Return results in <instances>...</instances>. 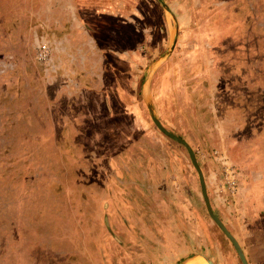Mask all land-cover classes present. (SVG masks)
<instances>
[{
	"label": "rangeland",
	"instance_id": "374dc122",
	"mask_svg": "<svg viewBox=\"0 0 264 264\" xmlns=\"http://www.w3.org/2000/svg\"><path fill=\"white\" fill-rule=\"evenodd\" d=\"M21 1L0 0V264H241L146 104L225 228L264 226L247 168L264 165V0L85 3L93 52L70 86L62 64L41 79L30 34L3 40Z\"/></svg>",
	"mask_w": 264,
	"mask_h": 264
},
{
	"label": "crops",
	"instance_id": "0c3cea01",
	"mask_svg": "<svg viewBox=\"0 0 264 264\" xmlns=\"http://www.w3.org/2000/svg\"><path fill=\"white\" fill-rule=\"evenodd\" d=\"M38 1V4L35 0L21 1L23 11L27 13V22L23 20L25 23L23 25L17 22H11L10 26L8 24H1L3 40L5 41L6 39V42H10L11 45L12 40L15 38L14 40L16 44L18 36H21L23 33L24 35L22 36L24 37L26 34H30L29 38L32 46H30L32 48L30 49L34 52V59L35 50L39 43H45L48 48L47 58L44 61H38V64L41 65V79L47 83L49 78H53L54 75H58L59 68L62 64V66H67V70L64 69L60 75L66 77V80L64 81H67L68 84L64 83V86H70L74 83L73 76L76 73L73 66H76L78 63L80 65V62L88 65L87 62L91 59L93 51H91V48L88 47L90 37L88 31L84 29L83 24L85 23L83 22V12L81 11L82 6L85 3H90L95 0ZM205 1V6L207 7L208 0H203V4ZM242 2L245 3L246 1L242 0ZM39 3L41 4V9L37 10L35 8L40 5ZM113 6H116V4ZM238 24H235L234 27L238 28ZM85 27L86 29L88 28V26ZM248 124V129H252V124ZM250 129L249 132L252 134ZM254 133L255 131L253 134ZM239 155L241 156L240 153ZM253 156L254 154L252 153L247 168L251 173H254L251 185L253 189L252 195L254 196L253 198H255V208L262 210L263 212L264 165L255 164ZM251 163H253V167ZM262 218L264 224V215ZM258 220L260 219L253 216L255 226L241 228L239 231L231 230V234L237 240V243L239 244L248 264H264V226H260ZM189 260L194 264H206V261L201 256L192 257ZM200 260L203 261L200 262ZM210 261L213 263V260Z\"/></svg>",
	"mask_w": 264,
	"mask_h": 264
},
{
	"label": "water",
	"instance_id": "95a60500",
	"mask_svg": "<svg viewBox=\"0 0 264 264\" xmlns=\"http://www.w3.org/2000/svg\"><path fill=\"white\" fill-rule=\"evenodd\" d=\"M164 9L168 12H170L169 8L162 4ZM174 43V40L172 41V44ZM146 108L148 110V113H149V117L152 121V123L154 124V126L163 134L165 135L166 137L170 138L171 140L181 144L186 152H187V155H188V159L192 165V167L194 168L196 174H197V178H198V183H199V189H200V195L202 197V200H203V203H204V207H205V210L208 214V216L210 217V219L213 221V223L218 227V229L222 232V234L228 239V241L230 242V244L232 245L233 249L235 250L236 252V255L240 261L241 264H248L243 253H242V250L239 246V244L237 243V241L235 240V238L233 237V235L225 228V226L223 225V223L220 221V219L213 213L211 207H210V204H209V201H208V197H207V194H206V189H205V184H204V180H203V177H202V173H201V170L196 162V159H195V156H194V153L192 151V149L190 148V146L183 140L181 139L179 136L175 135L174 133L168 131L167 129H165L163 127V125L159 122V120L155 117V115L153 114V109H152V106L150 103H147L146 104ZM106 217H104V222H105V225L107 226V222H106ZM108 227V226H107ZM193 256H196V255H192V256H189L187 257V259L189 260L190 258H192ZM205 261H206V264H213L208 258L204 257V256H201Z\"/></svg>",
	"mask_w": 264,
	"mask_h": 264
},
{
	"label": "built area",
	"instance_id": "2783aa9c",
	"mask_svg": "<svg viewBox=\"0 0 264 264\" xmlns=\"http://www.w3.org/2000/svg\"><path fill=\"white\" fill-rule=\"evenodd\" d=\"M48 55V48L47 45L45 43H39V45L37 46L36 50H35V59L38 61H44L46 60ZM224 178L225 181L227 182L228 186L230 187V189H233V185H234V174H233V170L232 168H230L229 166L224 167Z\"/></svg>",
	"mask_w": 264,
	"mask_h": 264
},
{
	"label": "bare ground",
	"instance_id": "6f19581e",
	"mask_svg": "<svg viewBox=\"0 0 264 264\" xmlns=\"http://www.w3.org/2000/svg\"><path fill=\"white\" fill-rule=\"evenodd\" d=\"M203 260H200V262H202Z\"/></svg>",
	"mask_w": 264,
	"mask_h": 264
}]
</instances>
